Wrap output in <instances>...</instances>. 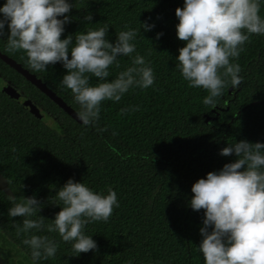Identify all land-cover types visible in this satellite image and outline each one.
Instances as JSON below:
<instances>
[{"label":"trees","instance_id":"16d2710c","mask_svg":"<svg viewBox=\"0 0 264 264\" xmlns=\"http://www.w3.org/2000/svg\"><path fill=\"white\" fill-rule=\"evenodd\" d=\"M4 2L0 0V6ZM177 7H183V0H75L65 14L70 20L61 39L103 23L109 26V42L126 30L125 25L137 29L136 53L150 62L155 75L153 86L130 88L119 102L103 101L95 125L77 123L0 59V75L53 121L42 122L0 91V173L17 200L34 196L40 202L38 215L45 219L40 232H23V217L7 215L12 202L0 189V232L28 264L30 249L22 241L33 233L47 235L57 244L55 256L38 264H204L198 250L203 209L190 208L191 186L234 162V154H219L227 144L264 143V35H249L243 51L231 61L240 65L243 80L237 88L226 84L213 108L202 102L207 91L189 87L175 68L178 49L185 44L176 37ZM87 14L91 21L83 19ZM259 14L264 17V3ZM145 20L155 27L140 29ZM7 32L5 25L0 51L78 112L70 90L60 85L66 74L62 64L42 72L31 70L22 51L7 50ZM157 33H162L159 39ZM131 63L130 57H119V67H110L107 79ZM97 82L90 77V84ZM69 178L105 194L111 187L119 201L107 222L85 225L84 232L96 241L97 249L78 256L71 242L47 231L63 206L56 191Z\"/></svg>","mask_w":264,"mask_h":264},{"label":"clouds","instance_id":"9594fccd","mask_svg":"<svg viewBox=\"0 0 264 264\" xmlns=\"http://www.w3.org/2000/svg\"><path fill=\"white\" fill-rule=\"evenodd\" d=\"M74 3L5 0L0 6V37L6 35L7 25V50L22 51L35 72L61 63L66 74L60 85L70 90L79 105L78 120L89 126L99 120L103 101L119 102L133 87L147 89L153 86L155 75L150 62L136 53L137 29L127 25L126 30L116 33L114 42L107 39L106 23L61 39L70 20L65 14ZM262 3L264 0H183V7L175 9L176 37L185 42L178 49L175 68L189 87L207 91L202 100L205 105L214 108L226 84L233 88L241 84L240 65L231 61L243 51L250 34L264 35V17L259 14ZM83 19L91 21L92 15ZM140 26L146 32L155 27L148 20ZM161 35L157 33L156 38ZM122 56L131 58V66L108 80L109 68L119 67ZM90 77L98 78V82L90 84ZM219 154H234L236 159L218 171L208 172L191 186L190 208L203 209L198 250L204 264H264V143L241 140L227 144ZM55 198L63 206L47 225V231H55L62 241L71 242L77 256L96 250V241L85 234L84 227L93 221L107 222L113 209L119 207L116 192L111 187L106 194L98 192L69 178ZM9 199L12 206L7 215L23 217V232L44 228L45 219L38 215L42 205L34 196ZM22 243L30 249L31 264L52 258L57 252L56 242L47 235L33 233ZM3 259L0 256V261Z\"/></svg>","mask_w":264,"mask_h":264},{"label":"water","instance_id":"95a60500","mask_svg":"<svg viewBox=\"0 0 264 264\" xmlns=\"http://www.w3.org/2000/svg\"><path fill=\"white\" fill-rule=\"evenodd\" d=\"M0 59L9 65L11 68L21 74L27 81L36 86L42 93L47 95L54 103L62 108L70 117H72L77 123L82 124L77 116L76 111L70 107L60 96H58L53 90H51L42 79L38 78L35 74L22 67L21 64L17 63L11 57L3 54L0 51ZM0 91L6 94L13 101L24 107L27 111L33 114L37 119L45 122L49 125H53V121L49 118L47 113L36 106L28 97L24 96L18 91L9 81H6L0 75ZM0 189L9 196H14L12 190L9 188L8 181L2 173H0Z\"/></svg>","mask_w":264,"mask_h":264},{"label":"rangeland","instance_id":"374dc122","mask_svg":"<svg viewBox=\"0 0 264 264\" xmlns=\"http://www.w3.org/2000/svg\"><path fill=\"white\" fill-rule=\"evenodd\" d=\"M12 249V251L17 252L20 256L18 248L14 246L13 242L9 239H6L0 232V256H3V261H0V264H10L9 256H6L7 250ZM13 258V257H12Z\"/></svg>","mask_w":264,"mask_h":264},{"label":"flooded vegetation","instance_id":"af4514ba","mask_svg":"<svg viewBox=\"0 0 264 264\" xmlns=\"http://www.w3.org/2000/svg\"><path fill=\"white\" fill-rule=\"evenodd\" d=\"M6 256H9L10 264H20V261H24L23 255H18L17 252L12 251V249L7 250ZM13 257V258H12ZM25 264H28L26 261H24Z\"/></svg>","mask_w":264,"mask_h":264}]
</instances>
